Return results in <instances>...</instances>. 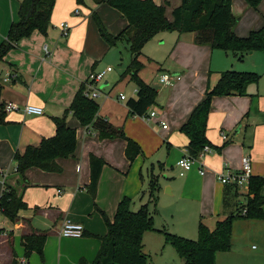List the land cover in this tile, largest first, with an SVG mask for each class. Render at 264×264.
<instances>
[{
	"label": "crops",
	"instance_id": "1",
	"mask_svg": "<svg viewBox=\"0 0 264 264\" xmlns=\"http://www.w3.org/2000/svg\"><path fill=\"white\" fill-rule=\"evenodd\" d=\"M21 1L0 0V44L6 39L10 25L18 21ZM154 1L157 5L162 2ZM168 1L165 15L169 20L168 8L171 14L180 0ZM80 6L75 0H55L50 21L67 22V38L56 39L48 30L46 35L33 31L0 58V102L4 105L14 103L20 108L30 104L43 109L42 115H26L21 110L5 113L4 121L0 123V195L4 186L9 187L17 196L22 197L27 209L32 210L27 201L28 195L32 191L48 189L40 206L32 210L41 217L40 226L33 225V218L23 217L20 211L18 221L12 223V231L0 229V253L2 247L4 257H0V261H4L3 264H10L13 257L23 264H79L80 260L92 263L100 248V238L106 233L102 218L112 220L118 203L124 197L132 198L141 192L137 170L163 146L166 147V160L170 151H173L176 160L174 168L178 169L176 162L187 154L189 143L179 129L196 105L204 99L206 88H211L223 71L258 72L256 62L261 58H255L254 55L260 51L233 54L211 49L207 45H195L193 33L176 34L171 53L172 56L178 53L175 61L186 68L184 70L182 67L184 74L176 72L178 69L174 70L173 75L169 74L163 68V63L152 61L142 51L137 58L143 65L138 77L146 84L142 70L148 63L160 84V88L156 89L157 99L153 106L158 112L157 117L145 120L131 116L126 102L135 96L120 100L119 95L122 93L111 97L110 93H103L105 98L100 103L94 100L99 106L97 117L107 121L113 128L121 129L125 137L140 147L141 155L130 162L125 155L124 139H101L93 124L82 127L71 113H67L66 124L76 131L73 154L56 160L60 172H44L32 167L25 171L24 181L15 170V153L21 154L27 146H38L43 138L52 137L55 133L53 118L64 115L80 86L86 87L85 92L89 74L97 71L94 69L97 57L85 52L89 18H79L77 8ZM94 7L100 18V10L108 6ZM231 13L234 17L240 15L233 27L237 37H246L251 31L264 26V0L256 9L249 7L244 0H231ZM87 14L89 17L88 11ZM119 18L123 24L117 34L127 26L120 14ZM173 40L174 37L170 40V46ZM216 51L224 55L214 54ZM9 74L15 77L5 82ZM163 74L172 79L170 85L159 82V76ZM257 84L256 91L254 85L247 88V96H215L211 99L205 136L212 148L200 160L204 168L202 174L198 173L195 164L190 171L179 176L183 178L179 183L167 181V176L162 173L157 176L160 188L155 203V216L163 212L167 216L163 221L168 225L169 221H174L178 212L181 223H189V227L183 229L189 235L180 231L184 224L177 228L173 223L175 233L167 231L165 227H154L153 232L161 234L164 231L183 238H193V231L197 233L199 223L213 231L217 222L237 214L239 207L245 205L247 193L234 186L224 187L216 181L215 174L225 165L231 171H239L241 158L248 156L251 160V176L264 177V89L259 90ZM163 89L168 94L164 100L161 96ZM163 124H167L166 128L162 127ZM158 126H161V131L154 128ZM164 138H168V141ZM216 148L220 150L216 151ZM90 155L104 161L94 197L87 190L90 183ZM163 163L166 164V161ZM169 166L172 168L173 165L170 163ZM260 195L264 198V186ZM167 202L173 203L174 207L165 213ZM161 203L163 211L158 210V204L160 206ZM262 210L264 212V206ZM65 221L81 224L83 235L79 238L62 237L60 229ZM31 232L44 233L46 239L42 256L33 252L26 258L21 236ZM165 245L158 247L157 250L162 252L158 254L157 251L156 255L162 257L166 252L172 255ZM215 264H264V221L244 217L235 219L231 248L216 253Z\"/></svg>",
	"mask_w": 264,
	"mask_h": 264
},
{
	"label": "trees",
	"instance_id": "2",
	"mask_svg": "<svg viewBox=\"0 0 264 264\" xmlns=\"http://www.w3.org/2000/svg\"><path fill=\"white\" fill-rule=\"evenodd\" d=\"M249 7L256 9L262 0H244ZM77 5H85L84 0H75ZM94 5H106L119 12L127 26L117 35L110 34L95 11L92 20L99 36L109 48L117 42H125L130 53V62L121 76H129L135 85L136 95L126 102L131 116L142 117L155 103L157 92L145 84L138 72L143 65L138 61L143 47L160 32L194 34V44L207 45L211 49L233 54H245L254 51L264 53V26L251 31L246 37H237L233 33L236 17L231 13V0H180L171 11V19L166 18L168 0L157 5L153 0H92ZM55 0H22L18 9V21L8 29L6 39L0 44V58L22 38L29 37L33 31L46 35L50 25ZM260 76L255 72L223 71L217 82L207 87L204 99L190 113L186 123L180 127L188 138L187 155L196 158L205 146L212 148L206 139V124L211 99L215 96H247V88L256 85ZM85 86L81 85L74 98L60 118H53L55 133L43 138L38 146H27L23 153H15L16 172L24 180L27 169L35 167L44 172L58 173L61 168L56 163L59 158L72 155L76 145V131L67 126L65 115L71 113L80 126L93 124L101 139L122 138L126 141L125 155L132 162L141 155L140 147L125 137L121 129L113 128L107 121L97 117L99 106L93 99L84 95ZM4 104L0 102V123L4 121ZM220 148H216L219 151ZM104 161L94 155L89 157L90 183L87 186L91 197L95 196L98 180ZM25 181V180H24ZM264 186V177L251 176L248 182L246 203L240 206L237 214L228 216L216 223L213 231L203 224L197 226L196 240L186 239L175 234L162 232L166 244L171 245L184 264H215V255L231 248L232 224L238 217L264 221V198L260 192ZM160 188L158 178L151 176L148 185V201L137 210L131 209V200L124 197L117 205L112 220L104 217L106 233L100 238V248L90 264H147L142 252V237L145 232H153V216L149 205L155 203ZM27 209L22 197L9 187L4 186L0 195V213L10 223L19 219V212ZM245 210V214L242 211ZM46 235L31 232L21 236L24 256L31 253L42 256ZM10 264H19L15 257ZM79 264H87L80 260Z\"/></svg>",
	"mask_w": 264,
	"mask_h": 264
},
{
	"label": "rangeland",
	"instance_id": "3",
	"mask_svg": "<svg viewBox=\"0 0 264 264\" xmlns=\"http://www.w3.org/2000/svg\"><path fill=\"white\" fill-rule=\"evenodd\" d=\"M158 1V0H156ZM85 2V6H80L77 8V11L79 12V18L83 19H87L89 18V23L86 25L87 27V31H86V45H85V52L94 55V57H97L95 59H97L96 62V66H95V72L104 70L107 67H111L113 70L108 73L105 78L99 82L96 85H93V87H95L97 90L102 91L99 95L98 98H95L93 100H96L98 103H100L105 97L103 96L104 94L107 95L108 93H110V97L113 95H117L119 93H122L126 99L135 96V85L132 81L129 80L128 77L126 78H122L121 76L123 75V73L125 72L129 62H130V53H129V48L128 45L121 41V42H117V44L113 47V48H109L107 47V45L105 44V42L101 39V37L99 36L94 21L90 18V12L91 11H95L97 8L94 7V5L92 4V0H84ZM153 2H155L153 0ZM156 3V2H155ZM90 9V11H89ZM87 11L89 13V17L87 16ZM76 13V12H75ZM74 13V14H75ZM100 18L101 21L103 22L105 28L107 29V31L110 32V34L112 33H116L122 29V24L123 22L120 20L119 18V14L117 13V11L115 9H109L108 7H103V9L100 10ZM167 15L169 16V18H171V14H170V8H168L167 11ZM240 17V15L238 14L236 16V20ZM170 20V19H169ZM60 23H67V22H60L58 20H51L50 21V25L48 28L49 34L53 35L56 39H65L69 36V29L67 32V35L64 36L63 35V31L60 28ZM237 23V22H236ZM235 23V24H236ZM67 25V24H66ZM69 27V26H67ZM174 32H160L157 35H155L142 49V52L145 56H147L149 59H151L152 61L155 62H159V63H163V68L165 69L166 72H168L169 74L175 73V69H178V71L176 72H182V65L177 63V61H175V57L177 56L178 53H175L172 56L171 50L172 47L175 43V39L177 38L175 35L178 33H174ZM174 37V40L170 46V40L171 38ZM84 42V41H83ZM214 54H223L220 51H216ZM223 55H220L221 58H223ZM231 56V55H230ZM255 58H257V56H260L261 60L256 62V67L258 69L257 71H253L255 73H257L260 78L257 84V87H259V90H263L264 89V53L263 52H257L255 53ZM147 63L146 67L142 70V74L143 77L146 79V84L151 86L152 88H154L155 90L160 88V84L157 82V79L154 78V75L152 74V66L149 65ZM184 68V67H183ZM186 68H184L185 70ZM184 74V72H182ZM168 89H170L169 87H167ZM255 91H256V85H254ZM86 89V87H85ZM166 89V90H168ZM104 93V94H103ZM109 95V94H108ZM167 93L166 91L163 89L162 90V98L163 100L165 99V97H167ZM156 99L157 96L155 98V103H156ZM155 103L148 109L150 111H155L157 114L158 112L153 108V106L155 105ZM151 121V120H150ZM165 124V123H164ZM167 125V124H166ZM154 128H158L159 131H161V126L158 127H154ZM166 141H168V138H164ZM181 147V144H179ZM166 147L163 146L161 149H159L157 151V153H155L151 159L148 160V162L146 161V163L144 165H142L136 172V176L138 179V182L140 181L141 183V192L139 195L134 196L132 198H129L131 200V209L132 210H137L141 203H144L148 200V185H149V180L151 178V176L157 177L160 173H162V175H166L167 177V181L171 182V183H179L183 178L179 177L178 173V169L174 168V164H175V155H173V151H170V154L168 156V160H166ZM210 153V152H208ZM206 153V154H208ZM205 154V155H206ZM204 158V157H203ZM166 161V164H164L163 162ZM171 163L172 168L169 166ZM164 166H163V165ZM168 165V166H167ZM219 173V172H217ZM162 175L160 177H162ZM158 178V177H157ZM160 179V178H159ZM162 179V178H161ZM225 187V186H224ZM48 189L43 188L42 191H32L31 195H28V203L31 204V208L33 210V208L40 206V203L43 201V198L45 197V192ZM140 197L141 200H140ZM168 198V197H167ZM171 199V197H170ZM168 199V200H170ZM175 200V198H174ZM164 206L162 205V203L158 204V210L163 211ZM174 204L173 203H166L165 204V213L166 212H170L171 210H173ZM180 208L182 209V207L180 206ZM149 211H153V207H151V205H149ZM32 210H22V214L23 217L31 219L33 218V225H41L42 221H41V217L35 213H33L34 211ZM152 213V212H151ZM164 215V216H163ZM153 216V226L155 228L158 229H162L163 227H165V229L171 233H175L176 230L174 227H179L181 225H185L182 226V231L184 234L189 235L188 232H184L183 229L189 227V223H181L182 221H180L179 218V214L178 212L176 213V217L174 219V221H169L168 219V225L165 224V222L163 221V219H167V216L165 214H163V212H161V214L159 213V215L157 214L155 216L154 213H152ZM102 225L104 226V218H102ZM173 223V225H172ZM169 227V228H168ZM195 227V223L192 224V229H194ZM233 227V224H232ZM0 229L5 230L6 232H10L13 230L12 227V223H10L8 221V219H6L3 215L0 214ZM240 229V228H239ZM238 229V231H239ZM183 237V236H182ZM193 238H188V237H184L186 239H190V240H196L197 238V233L193 231L192 234ZM159 240V241H158ZM158 241V242H157ZM166 243H164L163 241V234H159L157 232H145V234H143L142 237V252L145 254L146 256V260H147V264H182L179 259V257L177 256L174 248L171 245H165ZM255 244V243H253ZM252 244V245H253ZM160 245H165L168 246L167 248L171 250V254L169 253H164L162 257H159V255H156V252L158 251V247ZM171 246V247H170ZM2 247H1V253H0V257L4 258L2 256ZM160 252H162L161 250H159L157 253L160 254ZM2 260V259H1ZM2 264L4 261H0ZM183 262V260H182ZM184 264V263H183Z\"/></svg>",
	"mask_w": 264,
	"mask_h": 264
},
{
	"label": "built area",
	"instance_id": "4",
	"mask_svg": "<svg viewBox=\"0 0 264 264\" xmlns=\"http://www.w3.org/2000/svg\"><path fill=\"white\" fill-rule=\"evenodd\" d=\"M60 28L63 31V35L66 36L68 32V27L65 23H60ZM112 68L107 67L104 70L98 72H92L89 74L86 84L87 90L84 92V95L90 99H95L100 95V92L93 87L94 84H98L101 82L107 73L111 72ZM13 74H9L4 79L5 82L9 80V78H14ZM159 82L170 85L172 83V79L166 75L159 76ZM120 100H125L124 95H119ZM21 110L26 115H42L43 109L34 105L26 104L21 108L14 103H6L4 105V112H13ZM158 114L155 111L147 112L141 118L145 120H149L151 118L157 117ZM163 128H166V125L163 124ZM225 138V136H223ZM211 152V149L207 146L203 148V150L198 154L196 158H191L187 154H185L182 158H180L176 162V167L179 169V176H183L186 172L190 171L191 168L197 164L198 173L202 174L204 171L203 165L200 163V160L205 156L206 153ZM0 171V175H1ZM251 177V160L248 156H243L241 158V167L239 171H231L226 165L223 166L222 170L219 173L215 174V179L218 183L224 186H234L242 190L243 192H248V182ZM245 210L242 211V214H245ZM60 235L65 238H79L83 235V226L78 223H73L69 221H65L60 229ZM23 264V263H19Z\"/></svg>",
	"mask_w": 264,
	"mask_h": 264
}]
</instances>
